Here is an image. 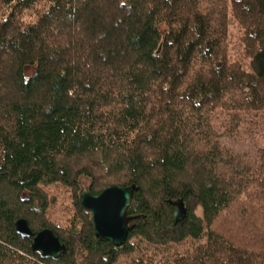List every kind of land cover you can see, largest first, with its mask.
Here are the masks:
<instances>
[{
	"label": "trees",
	"instance_id": "trees-1",
	"mask_svg": "<svg viewBox=\"0 0 264 264\" xmlns=\"http://www.w3.org/2000/svg\"><path fill=\"white\" fill-rule=\"evenodd\" d=\"M229 16L249 72L227 56ZM218 108L264 111V0H0V264H117L141 244L174 249L158 264H264V147H221ZM114 184L138 188L120 246L78 201ZM56 185L64 226L48 215ZM21 217L64 253L33 251Z\"/></svg>",
	"mask_w": 264,
	"mask_h": 264
},
{
	"label": "rangeland",
	"instance_id": "rangeland-1",
	"mask_svg": "<svg viewBox=\"0 0 264 264\" xmlns=\"http://www.w3.org/2000/svg\"><path fill=\"white\" fill-rule=\"evenodd\" d=\"M36 8H32L30 12H25L22 20L29 22L34 19ZM242 29L238 22L229 16L226 37V53L231 61H237L242 68L249 72V57H247L243 41ZM238 114L239 118L236 128L229 131L233 123V115ZM214 138L221 147L235 154H250L264 147V111H239L217 109L211 117ZM86 184L87 180L83 179ZM49 194L55 195L56 203L50 209L49 219L58 226H64L68 218L73 213L72 197L70 191L61 186H51L48 189ZM200 214V209L197 210ZM183 247H176L179 252L184 251ZM174 249L155 250L146 247L144 244L139 245L135 252L129 256H122L117 264H158L166 256L172 254ZM153 257L151 262L147 258ZM138 260H141L138 263Z\"/></svg>",
	"mask_w": 264,
	"mask_h": 264
},
{
	"label": "water",
	"instance_id": "water-1",
	"mask_svg": "<svg viewBox=\"0 0 264 264\" xmlns=\"http://www.w3.org/2000/svg\"><path fill=\"white\" fill-rule=\"evenodd\" d=\"M135 184L110 185L98 193L83 188L78 201L82 209L90 214L93 232L96 237L105 239L114 246H120L126 240L131 217L127 209L137 190ZM173 222H179L186 216V206L181 198L170 201ZM14 229L21 237H31V249L42 257L57 258L65 251L61 239L49 228L33 231L24 218L14 222Z\"/></svg>",
	"mask_w": 264,
	"mask_h": 264
}]
</instances>
